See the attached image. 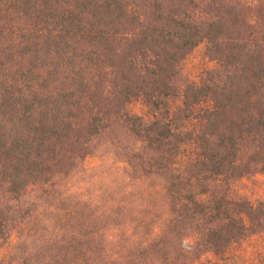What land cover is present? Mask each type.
<instances>
[{"label":"trees","instance_id":"1","mask_svg":"<svg viewBox=\"0 0 264 264\" xmlns=\"http://www.w3.org/2000/svg\"><path fill=\"white\" fill-rule=\"evenodd\" d=\"M202 42L218 66L179 83ZM257 173L264 0H0V264L222 257L264 233Z\"/></svg>","mask_w":264,"mask_h":264},{"label":"rangeland","instance_id":"2","mask_svg":"<svg viewBox=\"0 0 264 264\" xmlns=\"http://www.w3.org/2000/svg\"><path fill=\"white\" fill-rule=\"evenodd\" d=\"M218 66V62L207 54L206 42H202L195 47L190 54L182 61L180 65L179 83L184 81H198L204 70L213 69ZM131 112L145 114L146 107L141 100L134 101L129 106ZM97 155L88 157L83 163L88 171L83 174L90 183V188H99L105 186L107 181L100 178L102 172L115 175L114 166L99 165L102 163ZM236 193L246 197L252 202H257L264 198V173H257L253 176L239 180L236 183ZM37 194L32 191L30 198ZM16 237L9 239L0 249V259L7 258L10 249L16 243ZM196 264H264V233H249L240 242L229 247L224 256L219 257L213 252L205 253Z\"/></svg>","mask_w":264,"mask_h":264}]
</instances>
